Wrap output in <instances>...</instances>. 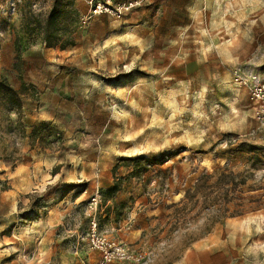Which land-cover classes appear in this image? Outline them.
Here are the masks:
<instances>
[{
    "label": "rangeland",
    "instance_id": "obj_1",
    "mask_svg": "<svg viewBox=\"0 0 264 264\" xmlns=\"http://www.w3.org/2000/svg\"><path fill=\"white\" fill-rule=\"evenodd\" d=\"M54 1L0 0V159L10 170L24 150V131L11 118L17 112L11 84L22 81L26 53L42 49ZM62 1L70 9L59 38L63 49L53 48L50 62L40 55L31 62L48 75L56 68L94 69L90 103L80 102L74 117L66 118L94 136L98 176L76 187L48 177L55 154L60 152L59 168L75 162L61 159L62 138L41 123L29 141V153L39 159L35 183L18 191L0 177V264H99L101 253L90 247L94 219L99 235L146 252L153 264H264V128L254 118L256 104L233 76L240 69L264 80V0H158L122 19L106 14L88 21L87 0L82 21L73 0ZM80 47L91 59L68 62ZM87 78L76 76L79 93ZM41 94L33 90L32 102ZM4 141L13 150L7 152ZM88 142L83 137L70 147L86 151ZM103 153L115 160V174L108 171L118 177L125 205L135 196L147 211L163 207L144 242H129L128 228L118 227L125 213L114 214L101 196ZM135 157L167 162L139 178L135 165L123 163ZM225 168L239 174L237 182L246 180L230 192L228 210L221 207L223 191L208 193L209 201L200 189L185 198L198 178L214 175V183ZM234 211L240 214L232 218Z\"/></svg>",
    "mask_w": 264,
    "mask_h": 264
},
{
    "label": "crops",
    "instance_id": "obj_2",
    "mask_svg": "<svg viewBox=\"0 0 264 264\" xmlns=\"http://www.w3.org/2000/svg\"><path fill=\"white\" fill-rule=\"evenodd\" d=\"M83 1L84 0H73L72 11L75 16H78V21H82L83 19ZM156 1L158 0H153L151 2ZM191 3V8H187L188 11L194 8V2ZM143 11H145V9L141 10V12ZM192 13L193 11H191V14ZM145 20L144 25H148L149 19L146 17ZM75 25H77V23ZM40 41V47L42 48L40 51H35L36 53H34V51H29L26 53V56H24V60L27 61V66L21 76L22 81L19 83L13 82L11 84L15 91L21 93L20 99L22 101V107L16 113L14 112L11 118L14 120V124H20L24 131V150H22L21 158L16 161L12 170H10L11 166L9 162L0 159V177H7L9 184L18 191L35 183V163H37L39 159L34 154L31 155L32 152L29 153V141L32 134L41 123H48L50 124L49 133L62 138L64 150H62L61 159L67 158L70 161V159L73 158L71 160L75 163L71 168H59V166L62 165L58 155L59 152L54 155L55 157L47 172V176L54 180L63 178L66 181L74 183L75 187L79 186L78 184L83 182L84 179L90 183H95V179L98 176V147L96 146V142H92L94 136H85L79 126H76L74 122L66 118L70 115L74 117L76 108L79 107L80 102L90 103L91 85L89 77L93 75L94 69H84L86 72L83 73L79 68H63L61 71L56 68L53 70V74L48 75L45 68L31 62L32 57L40 55L43 57L44 61L50 62L53 54L51 52L53 51L56 53L57 51L53 48H47L42 39H40ZM81 48L82 47H80V49ZM71 49L79 48L78 46H74ZM65 51L70 50H63V52ZM69 54H72V51H70ZM77 54L78 56H75L68 62L80 61L82 58L86 60L91 59L89 53L83 49L79 50ZM91 54L94 56L93 53ZM105 62L109 64V61ZM72 66L75 67L74 64ZM79 75H86L88 77L86 80V88L84 87L81 93L78 92L80 87H76V82L74 81L76 76ZM24 89H27L26 92ZM33 90H38L42 93L39 102H32L30 96ZM83 137L86 140H90V142L87 143L89 147L86 151H80V149L76 150L73 146L70 147V145L78 143ZM4 142L3 145L5 149H7V152L13 150V148L9 147V141ZM5 149H2L1 152L7 155ZM103 154L102 156H104L107 168L102 179L103 186L101 190L105 191L113 185L115 180L112 178V175L110 176L108 171V169L111 170L114 168L115 160L109 158L106 153ZM84 175L85 178H83ZM116 178L118 180V177ZM32 190L33 189H31V191ZM121 193L122 191L119 190L113 199H109V205L107 206L111 208L114 214L119 212L120 199H123L120 196ZM133 198L132 201H128L122 210L126 215V219L123 223H120L118 227L120 229L125 227L128 228L127 239L129 242L137 243L140 240L144 242L143 240L152 233L150 229L152 228L153 221L161 220L164 215V210L163 207L157 203L153 206L152 210L147 211L146 208L148 204L143 203L142 200L140 201L137 197L135 198V196H133Z\"/></svg>",
    "mask_w": 264,
    "mask_h": 264
},
{
    "label": "built area",
    "instance_id": "obj_3",
    "mask_svg": "<svg viewBox=\"0 0 264 264\" xmlns=\"http://www.w3.org/2000/svg\"><path fill=\"white\" fill-rule=\"evenodd\" d=\"M151 1L152 0H87L86 2L90 12L89 16L86 17V21L106 14L112 15L117 19H122L124 16L144 7L146 4H150ZM233 76L234 82L244 87L247 90L249 100L253 104H256L254 118L260 127L264 128V80H261L259 77L245 75L240 69L234 70ZM98 194H96V198L90 207L94 212H96L98 208V200L100 199ZM91 224L92 234L90 237V247L91 250L101 253L99 264H114L115 262L153 264L146 255V252L140 255L137 250H132L131 247L125 243L112 242L99 235L97 233V223L95 219Z\"/></svg>",
    "mask_w": 264,
    "mask_h": 264
},
{
    "label": "trees",
    "instance_id": "obj_4",
    "mask_svg": "<svg viewBox=\"0 0 264 264\" xmlns=\"http://www.w3.org/2000/svg\"><path fill=\"white\" fill-rule=\"evenodd\" d=\"M62 0H55L54 4L51 8V11L49 12L48 18H47V22L44 25L43 28V43L45 44V46L47 48H57L60 47L61 49H63V47L61 45H59L60 41L59 38L61 36V33L63 31L64 28V14L67 11L70 10L69 7H65L62 5ZM12 95L15 96V98L17 97V105H16V110L19 111L22 107V101L20 99V92H17L15 90L12 89ZM36 132V130L34 131V133ZM167 161L162 158H160L159 160L157 159H146L145 157H135L133 159H124L123 163L125 164H133L135 165L136 169L133 170V174L136 177L141 178L145 173L149 172L150 168L153 167L154 165H164ZM144 167H143V166ZM117 170V165L113 168V172L115 174V171ZM163 171H159V173H162ZM239 174H236L233 171H228L227 168L223 169L220 176L218 177V179L216 180V182L211 183V180L214 178V175H203L202 177L198 178L196 180L195 183V187L194 190H192L191 188L188 189L185 193V198H191L194 197L197 194V191L200 189L204 192L205 195V199L206 200H210V196L208 193L212 192V191H223L225 192V197L227 199L224 200V202L221 203V207H224V212L225 210H228V206L230 205V201H229V194L231 191L233 190H238L240 186L242 185H246V180H241L239 182L236 181V178ZM119 179L117 180V178L115 179L114 184L107 188L105 191L101 190V196L104 197V194H106V196L109 199H113L116 194L119 192L120 187H119ZM202 188V189H201ZM255 191V190H252ZM177 194V193H176ZM125 201H121L119 203V205L122 207L121 209L119 208V212H122V210L125 207L124 204ZM175 204L170 205L171 207L174 206ZM169 206V205H168ZM239 211H234L230 217H236L238 216ZM114 220L117 222L118 218L114 217Z\"/></svg>",
    "mask_w": 264,
    "mask_h": 264
}]
</instances>
